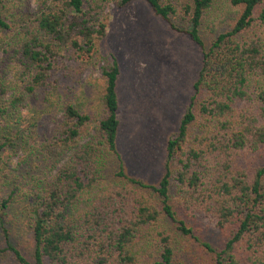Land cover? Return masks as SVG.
Instances as JSON below:
<instances>
[{
    "label": "trees",
    "instance_id": "1",
    "mask_svg": "<svg viewBox=\"0 0 264 264\" xmlns=\"http://www.w3.org/2000/svg\"><path fill=\"white\" fill-rule=\"evenodd\" d=\"M36 1L31 11L29 0H0V40L14 37L0 44V70L14 63L20 83L6 96L0 82V117L32 103L49 112L47 131L35 137L31 153L37 161L28 188L33 254L29 260L7 247L16 262L184 264L176 256L174 229L167 228L172 223L179 237L191 235L180 213L188 220L207 217L224 234L221 249L200 245L212 264H264V0H228L237 9L233 24L209 47L199 27L213 0H188L180 9L144 0L171 29L182 32L171 16L190 24L183 33L202 54L157 186L127 176L117 151V61L107 55L97 60L103 82L96 123L70 90L77 82L56 72L61 48L69 53L62 56L68 68L88 65L105 34L107 0ZM132 1L116 0L115 6ZM14 14L10 25L5 20ZM109 156L117 161L114 179L97 188Z\"/></svg>",
    "mask_w": 264,
    "mask_h": 264
},
{
    "label": "rangeland",
    "instance_id": "2",
    "mask_svg": "<svg viewBox=\"0 0 264 264\" xmlns=\"http://www.w3.org/2000/svg\"><path fill=\"white\" fill-rule=\"evenodd\" d=\"M115 1L106 2L101 15L106 24L105 34L96 41V53L87 61L88 65L85 68H68V61L65 62L62 56L69 57V53L61 48L56 50V72L77 82L71 85L70 90L79 96L80 104L96 123L102 112L103 82L101 63L97 60L99 55H107L117 61V151L127 176L157 186L164 173L166 143L177 131L188 105L202 54L183 33L190 30V24L182 21L179 15L170 19L182 32L171 29L168 23L155 16L144 0H134L121 9L115 6ZM161 1H169L179 9L188 3V0ZM29 2L31 11H34L37 1ZM236 10L228 0H213L199 27L206 47L231 27ZM16 17V14L10 15L5 21L12 25ZM5 41L11 44L14 37L11 34L2 37L0 44ZM16 71L14 63L0 70V82L5 84L6 96L18 89L20 83L15 77ZM50 99L53 100V96ZM38 104H41V99ZM47 112L48 106L32 103L21 108L19 113L0 117V204L9 200L6 209L0 207V264H18L7 247H13L29 260L33 254V201L28 188L37 161L31 153L35 137L39 139L47 131ZM90 134L94 136L93 131ZM7 139L8 145L2 146L7 144ZM108 159L97 188L107 186L114 179L117 161L113 156ZM171 184L170 194L173 195V180ZM179 215L191 229V235L179 237L175 226L172 223L167 225L168 232L174 229L172 232L176 235L177 259L184 264H212L210 255L200 245L207 243L212 248L221 249L224 234L207 217L188 220Z\"/></svg>",
    "mask_w": 264,
    "mask_h": 264
}]
</instances>
